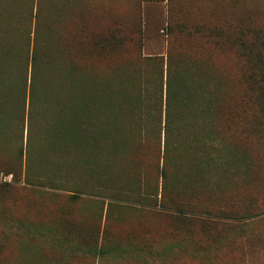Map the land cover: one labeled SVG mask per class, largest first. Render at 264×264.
Listing matches in <instances>:
<instances>
[{"label":"rangeland","instance_id":"obj_1","mask_svg":"<svg viewBox=\"0 0 264 264\" xmlns=\"http://www.w3.org/2000/svg\"><path fill=\"white\" fill-rule=\"evenodd\" d=\"M167 13L189 33L174 36L168 55ZM217 16L264 24V0H0V185H7L0 264H264V132L248 122L255 109L246 102L235 53L216 48L203 29L192 32L211 28ZM136 22L139 47L127 45L110 56L72 53L83 57L81 65L76 71L65 64L67 82L60 88L56 73L46 71L53 82L38 85L35 93L51 99L29 127L27 66L35 33L38 40L72 44L88 36L77 33L80 26L92 32L109 23ZM90 78L104 88L92 104ZM160 85L161 105L168 88L174 100L199 101L210 113L204 123L221 126L228 119V174L210 181L201 202L233 211L235 220L203 243L206 230L136 205L150 198L138 200L135 171L117 161L128 141L141 138L147 178H154L156 146L150 144L158 138L152 99L160 98ZM89 117L94 148L84 138L91 124L80 127L82 132L77 127L80 141L69 132ZM122 182L131 192H119ZM61 231H68V242Z\"/></svg>","mask_w":264,"mask_h":264},{"label":"trees","instance_id":"obj_2","mask_svg":"<svg viewBox=\"0 0 264 264\" xmlns=\"http://www.w3.org/2000/svg\"><path fill=\"white\" fill-rule=\"evenodd\" d=\"M48 8L52 10L51 7ZM167 14L165 54L168 55L174 49V36L186 33L187 29L181 24H175L170 17V13ZM65 17L64 14L60 16L62 23ZM202 29L205 39L211 40L216 48L230 49L235 53L239 77L245 86L246 102L255 109L250 116L251 120L248 122L258 133L264 132V24L251 25L244 22L242 17L238 19V17L232 18L230 16L227 19L226 17L220 18L217 16V21L211 28L200 26L193 29L192 32H200ZM59 30L66 36L68 35L67 26L59 27ZM77 33L80 36L82 34L88 36H83L72 44L68 43L67 39L59 42L53 37L49 41L38 40L36 39V33L32 37L27 66L26 120L29 127L39 107L47 104L48 100L51 99L50 96H36V87L38 85L39 87L45 84L49 85L53 82L46 76V73L50 74V71L56 73L54 77L57 75L59 79L58 87L63 86L67 82L66 77L68 74L65 64L68 63L77 71L78 66L81 65L79 61L83 59V57L74 58L72 53L78 56L89 55L90 57L102 53L110 56L118 54L127 45L136 44L139 47V22L132 23L129 27L118 23H109L100 28L95 27L92 32L80 26L77 28ZM52 39L56 42L54 43ZM57 54L61 56L59 60L56 58ZM40 66H42V70L38 72ZM98 82L100 81L97 78H90L87 93L90 94L91 104L97 101L98 97L101 98L100 90L104 89ZM217 83L221 87L218 81ZM159 90L160 98L152 99V114L153 119L157 117L156 138H158L156 143L150 144L156 146L154 148L156 152L152 156L153 165L151 168L154 172V178L151 181L147 178L148 168L144 164L147 148L146 144L140 140L141 138L128 141L125 151L121 157H117V161L129 164L131 169L133 168L132 172L135 171L133 176L136 178L138 200L144 196L150 198L146 203L138 201L139 203L136 205L153 209L157 213L167 216L170 221H174L178 225L206 230L207 233L202 241L203 243L211 240L214 238L213 236L219 233L222 234L223 231L229 228V221L235 220L233 211L223 207H212L208 203L201 202L210 181L219 178L225 179L228 174L230 166L228 119L221 126L217 123L206 124L203 122V117L209 118L210 113L205 110L201 103H197L199 101H196L197 104H191V102L189 103L184 99H181V101L174 100L173 95H170L167 88L164 103L161 105V85L160 89L158 88V93ZM95 93H97V97L94 98ZM105 99L108 100L107 97ZM42 107L40 109L43 110ZM88 110L92 111V108L88 107L86 111L89 112ZM91 115L93 114L91 113ZM187 120L190 123L186 122ZM181 121L189 124L183 127ZM92 123V118L90 121L86 120V122L77 120L75 133L72 129L69 132L77 136L74 139L75 141H80L79 136L82 134H80L82 132L80 127L91 124L92 129L88 132V136L83 134L89 145L94 148L96 140L92 133L95 131V125ZM77 127L80 131L78 133ZM126 127L128 130H132V126L128 127V124ZM61 131V134H67L66 130ZM83 131L86 133L88 129ZM160 135L161 143L159 141ZM119 146H122V144H119ZM77 149H79L77 153H83V147H77ZM75 160L80 163V160ZM90 160L89 171L92 173L94 172L92 167L94 157L91 156ZM104 185H107V182ZM6 188L7 185H0V224L4 222L6 217L1 203ZM119 192L128 194L131 191L124 189L122 182ZM2 235L3 231L0 232V250L2 249ZM67 235H69L68 231L65 233L61 231V238L64 240ZM65 242H68V240L66 239Z\"/></svg>","mask_w":264,"mask_h":264}]
</instances>
